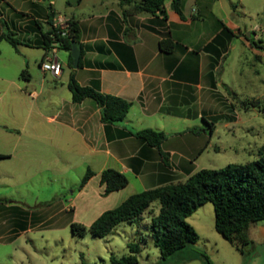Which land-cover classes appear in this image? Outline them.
<instances>
[{
	"label": "crops",
	"instance_id": "1",
	"mask_svg": "<svg viewBox=\"0 0 264 264\" xmlns=\"http://www.w3.org/2000/svg\"><path fill=\"white\" fill-rule=\"evenodd\" d=\"M40 1L0 0V35L6 32L3 28L6 25L15 36L16 31L22 35L16 36L20 40L18 44L41 47L39 67L46 51L42 45L43 34L51 26L48 12L60 13L55 5L61 0H48L49 7ZM172 1H164L165 17L159 12H136L131 4L121 5L119 0H91L95 8L85 17L72 10L66 16L78 22L80 66L70 65L67 55L69 69L66 73L64 61L60 60V74H47L48 70L41 69L42 82L30 90V119H47L43 133L46 143L59 155L69 150L85 157L82 175L88 167L94 171L69 200L79 216L73 219L82 223L90 224L102 211L116 206L135 191L186 179L195 167L190 156L195 149L200 152L209 139L200 144L194 137L183 134L195 130L199 136L202 126L191 123L221 115L224 112L221 109L226 108L227 95L219 88L223 82L216 76L221 57L226 54L227 34H237V31L232 28L226 32L224 23L221 25L217 19L205 28L211 0H190V4L195 3L191 9L182 0L183 16L175 10ZM164 36H170L175 42L170 52L159 46L158 40ZM240 37L250 45L247 38ZM18 44L13 46L18 47ZM211 44L213 47L204 51ZM71 74L80 84L95 85L103 92L130 100L124 118L105 123L94 98L73 101L68 87ZM21 76L31 78L29 73ZM40 102L50 105V112L45 116ZM180 121L186 126L175 130L174 123ZM148 126L167 132L160 148L129 132ZM6 129L12 134H21L20 128ZM160 149L168 153L167 160ZM0 153L3 154L1 160H11L15 155L8 150H0ZM108 166L124 172L128 183L104 194L100 175ZM47 170L60 172L61 168L49 163ZM180 171L187 172V176L175 180ZM93 181L97 183L95 187H91ZM23 216L26 214H11L9 219H25ZM24 229L10 230L17 233ZM248 236L254 246L264 244V220L251 222Z\"/></svg>",
	"mask_w": 264,
	"mask_h": 264
},
{
	"label": "rangeland",
	"instance_id": "2",
	"mask_svg": "<svg viewBox=\"0 0 264 264\" xmlns=\"http://www.w3.org/2000/svg\"><path fill=\"white\" fill-rule=\"evenodd\" d=\"M90 2L67 4L61 0L55 7L64 15L74 10L85 17L95 8ZM40 3L51 6L48 0ZM183 4L189 9L195 6L190 0ZM209 11L205 28L217 19L228 31L233 28L237 34H227L226 54L221 57L216 76L223 82L219 88L228 99L226 108L221 109L223 114L217 119H213L214 115L207 118L215 121L213 130L207 120L197 119L191 124L202 126L199 136L195 130L183 134L194 137L200 144L209 139L200 152L195 149L190 156L195 165L192 172L202 167L218 168L228 162L254 159L264 142V111L252 102L264 100V47L246 45L240 37L246 38L244 33L250 31L264 45V0H211ZM3 28L9 32L6 25ZM16 32V36L22 37ZM211 47L213 44L204 51ZM42 51L34 45L14 47L8 40H0V150L15 153L11 160L0 159V264H83V259L92 264H105L111 253H128V241L141 244L136 264H263L264 244L256 247L247 243L242 252L216 230L211 201L199 205L186 217L198 232L197 241L165 258L161 257L147 228L158 209V201L153 202L154 212L147 209L133 220H122L104 236L91 232L82 236L74 234L70 223L80 220L73 219L79 216L69 200L77 190L85 157L69 150L59 155L43 138L47 119H30V90L38 87L44 78L37 63ZM57 55L64 61L66 73L68 52L60 47ZM24 68L31 75L28 80L20 74ZM48 73L53 74L49 70ZM39 106L44 116L50 112L49 104L40 102ZM174 125L175 130L186 126L182 121ZM6 127L20 128L21 134H12ZM49 163H56L61 171L47 170ZM186 176L187 172L180 171L175 180ZM92 185L95 187L97 183L93 181ZM11 214L26 216L13 221L9 219ZM15 225L26 229L13 232L10 229H19Z\"/></svg>",
	"mask_w": 264,
	"mask_h": 264
},
{
	"label": "trees",
	"instance_id": "3",
	"mask_svg": "<svg viewBox=\"0 0 264 264\" xmlns=\"http://www.w3.org/2000/svg\"><path fill=\"white\" fill-rule=\"evenodd\" d=\"M79 1V0H78ZM165 0H119L121 5L131 4L134 11H146L152 14L159 12L166 16L164 7ZM69 3V2H68ZM175 10L183 16L182 0H173ZM54 11L48 12V21L52 23ZM226 31L229 30L223 24ZM253 32V31H251ZM245 37L250 45L264 47L258 43L263 41L252 34ZM7 39L16 46L20 40L15 32L9 31L0 35V39ZM79 39V26L76 19L69 17V27L65 33L50 26L43 34L42 45L46 49L52 41L59 42V47L68 51L69 64H72L70 53L71 41ZM162 50L170 52L175 42L170 36H164L158 40ZM80 58L78 66H80ZM21 74H28L24 68ZM73 101H80L85 97H92L100 107L101 120L105 123H112L122 120L128 112L131 101L121 96L106 93L98 86L80 84L73 74L68 81ZM253 105L264 111V100L254 99ZM216 114L213 119H217ZM211 129H214L215 121L208 120ZM149 144L160 148L161 142L167 136V132L154 127H142L129 130ZM162 156L167 160V152L161 150ZM3 156L0 153V157ZM94 174L88 167L82 175L78 189ZM100 181L104 184L103 193L107 194L112 190L119 189L128 183L127 175L115 167H105L101 171ZM154 201L159 202L157 211L152 215L148 225V233L155 245L160 249L161 257L173 253L177 249L194 243L198 239V232L195 227L186 219L197 207L204 202L211 201L214 205V225L218 232L235 244L242 252L247 243L251 241L248 236V227L251 222L264 220V142L258 150V156L245 162H228L218 168L202 167L191 173L186 179L169 182L149 188L142 189L128 195L123 201L114 207L102 211L90 224L79 221L70 223L74 234L84 235L91 232L98 236H104L122 220H133L145 210L154 212ZM154 206V207H153ZM151 209V210H150ZM129 252L123 255L111 253L109 261L105 264H136L141 244L136 241H128ZM203 256H205L203 254ZM83 257V256H82ZM83 264H92L83 259Z\"/></svg>",
	"mask_w": 264,
	"mask_h": 264
},
{
	"label": "built area",
	"instance_id": "4",
	"mask_svg": "<svg viewBox=\"0 0 264 264\" xmlns=\"http://www.w3.org/2000/svg\"><path fill=\"white\" fill-rule=\"evenodd\" d=\"M51 26L61 30L65 33L69 27V17L62 13H57L52 18ZM59 47V42L54 40L46 48L44 56L40 61V67L42 70L52 71L54 75H59L62 70V63L57 55V50Z\"/></svg>",
	"mask_w": 264,
	"mask_h": 264
},
{
	"label": "water",
	"instance_id": "5",
	"mask_svg": "<svg viewBox=\"0 0 264 264\" xmlns=\"http://www.w3.org/2000/svg\"><path fill=\"white\" fill-rule=\"evenodd\" d=\"M69 3H75L78 2V0H66ZM247 35L250 34V31L246 32ZM70 53L72 56V66L77 67L78 66V61L81 53V43L80 40L78 39H73L71 41V49Z\"/></svg>",
	"mask_w": 264,
	"mask_h": 264
}]
</instances>
